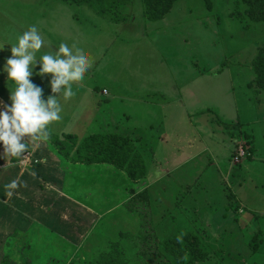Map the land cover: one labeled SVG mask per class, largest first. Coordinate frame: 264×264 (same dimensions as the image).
Listing matches in <instances>:
<instances>
[{
    "label": "rangeland",
    "instance_id": "374dc122",
    "mask_svg": "<svg viewBox=\"0 0 264 264\" xmlns=\"http://www.w3.org/2000/svg\"><path fill=\"white\" fill-rule=\"evenodd\" d=\"M119 1L120 13L110 16L65 0H0V44L36 26L42 51L66 43L90 55L73 97L60 98L61 120L49 126L48 140L144 137L146 164V176L134 181L106 164L78 175L65 160L66 194L100 214L88 220L87 239L74 250L61 235L33 227L34 235L0 239V264H161L162 241L189 231L203 235L211 251L201 264H264V90L253 70L264 22H251L235 0H178L156 23L141 0ZM9 56L5 45L0 69ZM50 79L32 78L45 102ZM5 81L0 72L7 95L0 102L8 104ZM80 105L89 127L72 124L81 120ZM247 141L257 151L236 163Z\"/></svg>",
    "mask_w": 264,
    "mask_h": 264
},
{
    "label": "crops",
    "instance_id": "0c3cea01",
    "mask_svg": "<svg viewBox=\"0 0 264 264\" xmlns=\"http://www.w3.org/2000/svg\"><path fill=\"white\" fill-rule=\"evenodd\" d=\"M98 94L100 95V92ZM1 95L7 96L5 93H0L1 100ZM88 97L91 102H94V96L89 94ZM196 109L195 106L191 113L197 111ZM83 112L84 109L80 105V110L75 113L76 117L81 120L73 122L74 126L89 127ZM187 116L190 121L194 119L190 113L185 117L184 112L181 117L186 120ZM75 136L79 137V135ZM139 140L141 143L144 137ZM27 152L33 158L29 164L25 165L21 160L24 155L21 158H0V239L10 240L16 235H34L32 229L35 227L36 233L40 229L39 233L42 234L61 235L62 240H66L68 247L80 250L78 246L80 241L84 243L87 239L88 220L97 222L96 218H100V214L94 210L93 206H88L84 201L66 194L65 185L70 174L67 171L70 168L66 167L65 162L51 148L50 139L46 141L30 139ZM2 153L3 148L0 147V155ZM72 164L73 167L80 170L78 175H86L88 168H92L90 166H94V168L102 166ZM14 179L19 181V185L17 189L13 190V195L9 197L6 195L5 185ZM8 229L10 232L7 231ZM70 243L73 244L70 245Z\"/></svg>",
    "mask_w": 264,
    "mask_h": 264
},
{
    "label": "clouds",
    "instance_id": "9594fccd",
    "mask_svg": "<svg viewBox=\"0 0 264 264\" xmlns=\"http://www.w3.org/2000/svg\"><path fill=\"white\" fill-rule=\"evenodd\" d=\"M5 45L10 46V56L0 69L9 92V103L0 102L3 159L26 153L30 139L48 140L49 126L61 120L60 98L73 97L74 82L83 80L92 67L89 53L82 48L60 43L56 52L42 51L44 39L36 26L20 33L15 43L0 44V52ZM34 76L51 77L53 95L46 102L41 99L42 88L32 81ZM18 185L16 179L5 185L6 195L11 197Z\"/></svg>",
    "mask_w": 264,
    "mask_h": 264
},
{
    "label": "trees",
    "instance_id": "16d2710c",
    "mask_svg": "<svg viewBox=\"0 0 264 264\" xmlns=\"http://www.w3.org/2000/svg\"><path fill=\"white\" fill-rule=\"evenodd\" d=\"M77 5H89L96 12L116 16L120 13L117 6L119 0H65ZM145 16L149 22H159L168 16L178 0H141ZM117 3V4H116ZM240 7H245V16L251 22H264V0H235ZM114 19V18H113ZM115 20H118L115 17ZM253 70L257 86L264 90V46L260 48L254 59ZM139 139L120 133H97L87 136L84 140L73 134H62L50 138V146L65 162L70 160L75 164L86 165L106 164L124 171L132 180H140L146 176V164L143 152L139 147ZM247 156L251 157L256 151L253 142L244 143ZM24 154H22L21 158ZM235 158V156H234ZM163 253L161 264H201L211 256L203 235L189 231L181 236H172L161 243ZM168 258V260L166 259ZM170 258V259H169Z\"/></svg>",
    "mask_w": 264,
    "mask_h": 264
},
{
    "label": "built area",
    "instance_id": "2783aa9c",
    "mask_svg": "<svg viewBox=\"0 0 264 264\" xmlns=\"http://www.w3.org/2000/svg\"><path fill=\"white\" fill-rule=\"evenodd\" d=\"M244 144L242 143L241 145H239L238 147V151L237 154L235 155L234 160L236 161V163H240L242 161V159L246 158L247 152L244 149ZM23 158V157H22ZM33 157H31L30 155H25L24 159H23V164H29L30 161L32 160Z\"/></svg>",
    "mask_w": 264,
    "mask_h": 264
}]
</instances>
